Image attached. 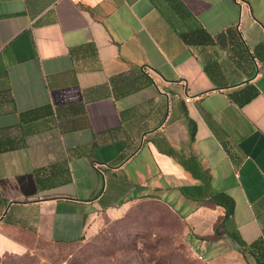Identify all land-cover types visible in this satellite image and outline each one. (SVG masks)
Segmentation results:
<instances>
[{
    "label": "crops",
    "instance_id": "0c3cea01",
    "mask_svg": "<svg viewBox=\"0 0 264 264\" xmlns=\"http://www.w3.org/2000/svg\"><path fill=\"white\" fill-rule=\"evenodd\" d=\"M143 199L210 264H255L264 0H0V254Z\"/></svg>",
    "mask_w": 264,
    "mask_h": 264
},
{
    "label": "rangeland",
    "instance_id": "374dc122",
    "mask_svg": "<svg viewBox=\"0 0 264 264\" xmlns=\"http://www.w3.org/2000/svg\"><path fill=\"white\" fill-rule=\"evenodd\" d=\"M97 218L98 227L77 242L33 238L24 253L0 254V264H210L191 244L181 220L160 201L136 200L118 216Z\"/></svg>",
    "mask_w": 264,
    "mask_h": 264
},
{
    "label": "trees",
    "instance_id": "16d2710c",
    "mask_svg": "<svg viewBox=\"0 0 264 264\" xmlns=\"http://www.w3.org/2000/svg\"><path fill=\"white\" fill-rule=\"evenodd\" d=\"M251 247V256L254 257L255 264H264V245L258 241L254 243Z\"/></svg>",
    "mask_w": 264,
    "mask_h": 264
},
{
    "label": "built area",
    "instance_id": "2783aa9c",
    "mask_svg": "<svg viewBox=\"0 0 264 264\" xmlns=\"http://www.w3.org/2000/svg\"><path fill=\"white\" fill-rule=\"evenodd\" d=\"M185 100H186V101H189V100H190V97H189V96H187V97L185 98Z\"/></svg>",
    "mask_w": 264,
    "mask_h": 264
}]
</instances>
